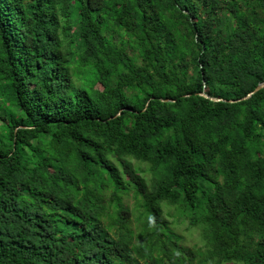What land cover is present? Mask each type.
I'll use <instances>...</instances> for the list:
<instances>
[{
  "label": "trees",
  "instance_id": "trees-1",
  "mask_svg": "<svg viewBox=\"0 0 264 264\" xmlns=\"http://www.w3.org/2000/svg\"><path fill=\"white\" fill-rule=\"evenodd\" d=\"M261 82L264 0H0V264H264Z\"/></svg>",
  "mask_w": 264,
  "mask_h": 264
},
{
  "label": "rangeland",
  "instance_id": "rangeland-1",
  "mask_svg": "<svg viewBox=\"0 0 264 264\" xmlns=\"http://www.w3.org/2000/svg\"><path fill=\"white\" fill-rule=\"evenodd\" d=\"M80 58V57H79ZM134 165H139L140 169L146 171L147 165L146 164H137L134 161L132 162ZM143 176H147V173L144 172ZM123 202L128 206L130 209L133 208L135 204V199L130 194L129 196H123ZM167 219L171 222V227L180 237V243L187 247H194V246H202V242L199 236V231L195 228H190L188 226L187 221L182 220L181 218H177L174 214L173 210H169V215ZM223 264H243L240 262H224Z\"/></svg>",
  "mask_w": 264,
  "mask_h": 264
},
{
  "label": "water",
  "instance_id": "water-1",
  "mask_svg": "<svg viewBox=\"0 0 264 264\" xmlns=\"http://www.w3.org/2000/svg\"><path fill=\"white\" fill-rule=\"evenodd\" d=\"M264 88V82H261L259 84L256 85V87L250 91L249 93H247L244 97H242L241 99H237V100H223V99H219V98H215V97H211V96H208L206 93H199L200 96L204 97V98H207L211 101H214V102H217V101H226V102H229V103H233V102H237V101H240V100H244V99H247L249 98L250 96H252L254 93H256L257 91L261 90ZM165 101H173V100H168L166 99Z\"/></svg>",
  "mask_w": 264,
  "mask_h": 264
}]
</instances>
